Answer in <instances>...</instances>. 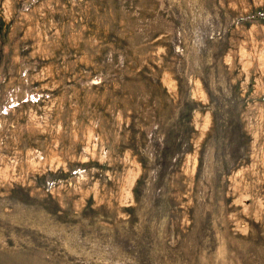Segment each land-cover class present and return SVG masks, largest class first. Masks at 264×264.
Here are the masks:
<instances>
[{"label":"rangeland","instance_id":"374dc122","mask_svg":"<svg viewBox=\"0 0 264 264\" xmlns=\"http://www.w3.org/2000/svg\"><path fill=\"white\" fill-rule=\"evenodd\" d=\"M0 264H264V0H0Z\"/></svg>","mask_w":264,"mask_h":264}]
</instances>
